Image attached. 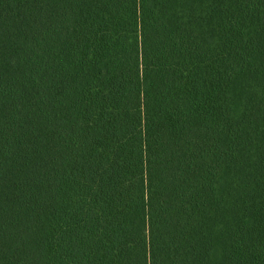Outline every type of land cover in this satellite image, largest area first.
Masks as SVG:
<instances>
[{
  "label": "trees",
  "instance_id": "1",
  "mask_svg": "<svg viewBox=\"0 0 264 264\" xmlns=\"http://www.w3.org/2000/svg\"><path fill=\"white\" fill-rule=\"evenodd\" d=\"M0 264H264V0H0Z\"/></svg>",
  "mask_w": 264,
  "mask_h": 264
}]
</instances>
